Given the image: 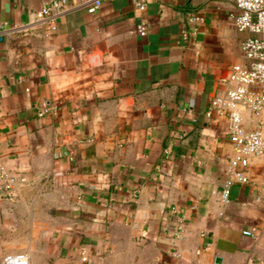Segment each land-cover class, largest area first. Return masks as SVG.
Listing matches in <instances>:
<instances>
[{
  "label": "crops",
  "instance_id": "0c3cea01",
  "mask_svg": "<svg viewBox=\"0 0 264 264\" xmlns=\"http://www.w3.org/2000/svg\"><path fill=\"white\" fill-rule=\"evenodd\" d=\"M53 1L0 0V157L24 179L0 192V264H264V159L223 206L237 150L210 108L245 63L234 1L67 0L52 29Z\"/></svg>",
  "mask_w": 264,
  "mask_h": 264
},
{
  "label": "built area",
  "instance_id": "2783aa9c",
  "mask_svg": "<svg viewBox=\"0 0 264 264\" xmlns=\"http://www.w3.org/2000/svg\"><path fill=\"white\" fill-rule=\"evenodd\" d=\"M207 1V0H203ZM238 13L233 16L234 26L239 31H247L242 43L244 64H236L231 71L222 78L225 90L218 92L211 100V107L220 115L227 118L228 137L236 148L237 154L233 161V168L228 171L227 179L221 192L223 206L232 202V187L234 184H248L251 182L248 169L253 158L264 159V0H233ZM67 0H54L49 6L41 9L37 16L42 22H47L52 29H56L54 9H59ZM140 10H145L147 0H134ZM102 4L101 0H94L87 4L89 12H95ZM192 22L200 20V16L190 18ZM140 35L147 34L144 23L138 25ZM3 37L0 35V42ZM48 111L44 108L40 115ZM249 111L257 116L253 127L246 126L245 113ZM74 156L70 158L73 159ZM264 174V163H263ZM23 178L12 173L0 157V192L12 200L16 196V186ZM264 187V183H263ZM264 198V193L257 196V200ZM183 220V216L181 217ZM182 222V221H181ZM181 222L174 231L176 238H181ZM243 235L257 237L255 228L244 229ZM200 253V251L198 252ZM179 257L178 250L173 251ZM4 264H30L24 254H10L4 258Z\"/></svg>",
  "mask_w": 264,
  "mask_h": 264
},
{
  "label": "water",
  "instance_id": "95a60500",
  "mask_svg": "<svg viewBox=\"0 0 264 264\" xmlns=\"http://www.w3.org/2000/svg\"><path fill=\"white\" fill-rule=\"evenodd\" d=\"M217 260L219 261V260H220V258H217Z\"/></svg>",
  "mask_w": 264,
  "mask_h": 264
}]
</instances>
